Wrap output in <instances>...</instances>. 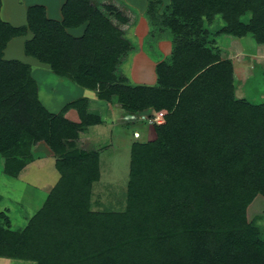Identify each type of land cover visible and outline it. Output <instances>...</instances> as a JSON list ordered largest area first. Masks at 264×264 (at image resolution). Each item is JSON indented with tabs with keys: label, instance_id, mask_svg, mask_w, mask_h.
Instances as JSON below:
<instances>
[{
	"label": "trees",
	"instance_id": "trees-1",
	"mask_svg": "<svg viewBox=\"0 0 264 264\" xmlns=\"http://www.w3.org/2000/svg\"><path fill=\"white\" fill-rule=\"evenodd\" d=\"M112 1L65 0L60 20L31 5L21 26L0 17L1 171L16 178L44 144L59 173L21 227H11L0 211V257L35 264H264V237L246 216L254 197L264 196V100L236 96L233 62L217 43L225 34L264 44V0H169L162 11L161 0H147V39L171 41L169 55L155 64L154 84L133 83L121 70L135 48L125 33L134 13ZM81 25L80 36L67 31ZM27 29L33 36L24 52L55 74L100 100L115 98L128 112L153 109L160 116L148 140L131 144L124 210L91 209L99 153L75 147L81 131L103 123L101 115L88 110L84 96L49 111L31 66L2 57L8 40ZM72 107L79 121L65 117Z\"/></svg>",
	"mask_w": 264,
	"mask_h": 264
},
{
	"label": "rangeland",
	"instance_id": "rangeland-1",
	"mask_svg": "<svg viewBox=\"0 0 264 264\" xmlns=\"http://www.w3.org/2000/svg\"><path fill=\"white\" fill-rule=\"evenodd\" d=\"M162 1V3H167L169 0ZM159 8H162V6ZM144 13L146 14V10ZM143 16L146 19V15ZM217 17L219 25L222 20H220V16ZM216 24L215 22L214 25ZM143 33L140 32L139 35ZM129 37L133 38L131 35ZM231 38L234 37L225 34L218 35L217 43L226 42ZM150 40L145 37L139 44L132 39L135 51L134 53L131 51L122 68L133 83L154 84L156 82V62L165 59L170 53V39H166V43L168 42L170 48L167 54H164L162 49L156 45L157 41L154 38ZM240 44H242L244 52V55L240 57H245L246 53H259V55L255 58L250 57V62L247 65L249 73L243 82L240 81V84L236 85V93L252 101H262L264 100V44L256 43L249 35L242 37ZM10 49H8L9 52ZM18 50L20 54L22 53L18 57L24 59V52L20 47ZM12 53V56H16L14 52ZM135 53L139 54L135 55L133 60ZM29 59L36 61L34 64L30 63V66L38 82L39 98L47 105L49 111L58 112L64 103L78 98L81 92L91 94V90H85L70 79L56 75L48 67L45 69L41 66L36 67V65L41 64L32 57H29ZM92 98L96 99L95 96ZM93 99L91 100L92 103H87L88 110L98 112L103 123L87 127L84 139L80 140L78 138L75 143V147L78 149L96 150L99 153V178L92 183L90 207L93 210H124L126 207V186L131 144L135 141L148 140L152 134L151 122L160 121L161 118L158 115L156 116L153 109H147L140 113H128L117 103L115 98L108 104V109H105L104 106H100L99 109V107L96 108ZM87 101L90 102L89 99ZM99 101H101L100 103H106L104 100ZM67 111L65 117L79 121L76 108L72 107ZM39 148L43 158L39 159L41 162L32 164V170L27 172L28 179L7 177L0 172V210H4L6 207L9 209L8 216L12 219V227L14 228L24 225L28 218L27 215L36 211L42 205L41 202L43 203L45 199L43 196L46 197V191L49 190L42 187L46 183L54 184L59 177L55 167L56 156L44 144H40ZM255 214L258 215L255 219H252ZM247 215L261 229V236L264 237L263 195L257 194L254 197L246 208ZM0 264H35V262L28 259L0 257Z\"/></svg>",
	"mask_w": 264,
	"mask_h": 264
},
{
	"label": "crops",
	"instance_id": "crops-1",
	"mask_svg": "<svg viewBox=\"0 0 264 264\" xmlns=\"http://www.w3.org/2000/svg\"><path fill=\"white\" fill-rule=\"evenodd\" d=\"M64 1L65 0H1V3H0V17H1L2 20L10 23L13 26L25 25L27 23V19H26L27 8L29 6H31V5L38 4V5H42L45 8V13H46V16L48 18L60 20L62 18L61 6L64 3ZM105 1L106 0H92V2L94 4H97V3L99 4V3H102V2H105ZM108 1H110V0H108ZM113 1L123 4L129 11L134 13V21L131 24V26L129 25V27L127 28L125 33L127 34L126 36L131 41L133 39V40H136L140 44L142 42L143 38L147 37V33L149 32L147 17L145 19V17L143 16V15H145L144 12H145L146 7H147V5H146L147 4V0H113ZM162 2L163 1L161 0L160 7L162 6V8H159V11H162L163 7L169 1L167 3H162ZM83 30H84V25H81V26H78V27H74V28H67V31L70 34L74 35V36H80L83 33ZM140 32H142V33L146 32V33H143L142 35H139ZM129 35H131L133 38H130ZM32 36H33V33L29 29H27L24 34L16 35V36H13L12 38H10L8 40L5 48L3 49L2 57L4 59H18V60H20L22 62H25V63L29 64V65H30V63H32V64L36 63V61H31L29 59V57H32L33 59H36L41 64V65H36V67L41 66L44 69L47 68V67L50 68L47 63L41 62L37 58H35L34 56L28 55V54H26L24 52V42H25V40L30 39ZM233 37L234 38H231V39H229L226 42H223V43H219L218 42V45L221 48V56L222 57H229V58H231V60L233 62L235 82H236V85L238 86L240 84V81L243 82L247 78V75L249 73L247 65L250 62V57H254L255 58V56L259 55V53H256V54H249V53L247 54L246 53L245 57H240V56L244 55V52L242 50L243 46H242V44H240V40L242 39V37H236V36H233ZM166 39H169V38L163 37V38L157 40V43H156V45H158V47L160 49H162V52L164 54L169 53V49H170L168 42L166 43V41H167ZM19 47L22 49V52H24V54H25L24 55V59L18 57V55L20 54L19 50H18ZM9 48H11L10 49L11 53L8 51ZM134 51L135 50H133V53H134ZM12 52H14L16 54V56H12L13 55ZM137 54H139V53H135L133 55V60L135 58L134 56L137 55ZM20 55H22V53ZM127 57L122 61L121 65H120L121 66V70L123 72H124V70L122 68V65L127 61ZM29 61H31V62H29ZM39 63H37V64H39ZM43 66H45V67H43ZM31 75L33 76V78L35 79V81L37 83V94H38V98H39L38 82H37V80H36V78H35V76L33 74L32 68H31ZM63 77H65V76H63ZM66 78H68V77H66ZM80 87H82V86H80ZM82 88H84V87H82ZM84 89L86 90V88H84ZM236 92H237V87L235 89L236 96L237 97H243L242 95L239 96V94H237ZM82 96H84V97H86L87 99L90 100V102H88V103H92L91 102V100L93 99L92 97L95 96L96 99H93V100H94V103L96 105V108L99 107V109H100V106H104L105 109L109 108L108 104L110 103V101H107L106 103H100L101 101H99L100 99L98 98L97 93L94 90H91V94H85L84 92H81L79 97H82ZM39 100H40V98H39ZM40 102L47 108V105H45L43 101L40 100ZM90 108H91V106H90ZM126 116H129V115H126ZM72 121H74V120H72ZM94 125H97V124H94ZM85 133H86V130H83V131L80 132V134H79V139L80 140L84 139ZM42 158H43V156L41 158H37L34 161L28 163L21 170V172L16 177V179H21V178H27L28 179L29 175H28L27 172L32 170V168H31L32 164H34L35 162H41V161H39V159H42ZM0 172H2L1 171V163H0ZM50 185H52V184L51 183L50 184L46 183L42 188H44V187L48 188ZM43 198H45V196H43ZM41 204H42V202H41ZM2 210L3 209H1L0 211H2ZM4 210L7 212V214H9V209L7 207L4 208ZM34 212H32V213H34ZM32 213H30L29 215H31ZM29 215H27V216L29 217ZM256 215H258V214H255L254 217H252V219H255ZM259 216H261V215H259ZM252 219H251V217H249L247 215V220H252ZM10 225H11V227L13 225L11 218H10Z\"/></svg>",
	"mask_w": 264,
	"mask_h": 264
},
{
	"label": "built area",
	"instance_id": "built-area-1",
	"mask_svg": "<svg viewBox=\"0 0 264 264\" xmlns=\"http://www.w3.org/2000/svg\"><path fill=\"white\" fill-rule=\"evenodd\" d=\"M157 116V115H156Z\"/></svg>",
	"mask_w": 264,
	"mask_h": 264
}]
</instances>
